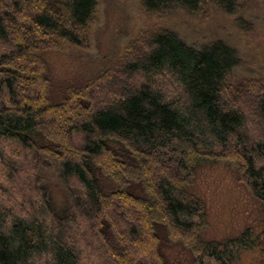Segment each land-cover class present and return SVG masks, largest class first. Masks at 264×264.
<instances>
[{
	"label": "trees",
	"instance_id": "16d2710c",
	"mask_svg": "<svg viewBox=\"0 0 264 264\" xmlns=\"http://www.w3.org/2000/svg\"><path fill=\"white\" fill-rule=\"evenodd\" d=\"M149 15L236 14L244 0H138ZM97 0H0V264H237L264 244V79L230 82L235 48L140 32L116 62L57 88L44 56L87 49ZM244 27V23H240ZM233 165L261 233L205 241L198 170ZM61 187L62 202L47 176Z\"/></svg>",
	"mask_w": 264,
	"mask_h": 264
},
{
	"label": "rangeland",
	"instance_id": "374dc122",
	"mask_svg": "<svg viewBox=\"0 0 264 264\" xmlns=\"http://www.w3.org/2000/svg\"><path fill=\"white\" fill-rule=\"evenodd\" d=\"M160 28L176 32L196 49L218 40L235 48L239 63L229 75L234 84L264 79V0H244L236 14L207 4L198 13L175 7L152 15L140 8L138 0H97L89 48L65 45L44 56L55 94L57 88L91 80L122 57L128 43L140 32ZM47 177L54 199L62 202L57 180ZM187 188L204 206L201 234L205 241H225L246 230L254 237L261 233L260 206L233 165L222 161L204 166ZM171 261L190 264L189 256L180 249L171 252ZM237 264H264V244L258 242L253 249L240 253Z\"/></svg>",
	"mask_w": 264,
	"mask_h": 264
},
{
	"label": "bare ground",
	"instance_id": "6f19581e",
	"mask_svg": "<svg viewBox=\"0 0 264 264\" xmlns=\"http://www.w3.org/2000/svg\"><path fill=\"white\" fill-rule=\"evenodd\" d=\"M164 15V14H163ZM162 17V16H161Z\"/></svg>",
	"mask_w": 264,
	"mask_h": 264
}]
</instances>
